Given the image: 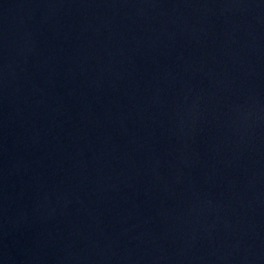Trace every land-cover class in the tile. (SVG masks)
Instances as JSON below:
<instances>
[{"label": "water", "instance_id": "1", "mask_svg": "<svg viewBox=\"0 0 264 264\" xmlns=\"http://www.w3.org/2000/svg\"><path fill=\"white\" fill-rule=\"evenodd\" d=\"M0 264H264V0H0Z\"/></svg>", "mask_w": 264, "mask_h": 264}]
</instances>
